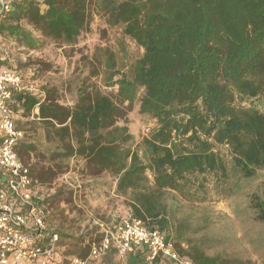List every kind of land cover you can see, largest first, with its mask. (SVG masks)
Wrapping results in <instances>:
<instances>
[{
  "label": "trees",
  "instance_id": "1",
  "mask_svg": "<svg viewBox=\"0 0 264 264\" xmlns=\"http://www.w3.org/2000/svg\"><path fill=\"white\" fill-rule=\"evenodd\" d=\"M94 16L122 29L143 54L127 68L110 46L87 59L94 61L92 77L102 70L108 86L117 87L114 95L81 86L70 106L54 89L14 91V115L39 118L53 146L40 151L23 139L20 160H38L29 167L41 183L66 173L71 159L82 160L88 177L114 180L115 192L150 231L169 239L175 231L178 251L192 264H253L210 256L185 239V221L174 219L169 197L187 192L194 177L223 171L218 146L228 148L244 178L264 170V112L253 104L264 99V0H18L0 17V37L28 51L74 48ZM136 102L156 122L140 141L127 123ZM249 208L264 223V182ZM148 256L142 246L119 260L113 249L101 264H171Z\"/></svg>",
  "mask_w": 264,
  "mask_h": 264
},
{
  "label": "rangeland",
  "instance_id": "2",
  "mask_svg": "<svg viewBox=\"0 0 264 264\" xmlns=\"http://www.w3.org/2000/svg\"><path fill=\"white\" fill-rule=\"evenodd\" d=\"M107 46L116 52L125 68L143 54V49L125 37L122 29L110 27L104 18L94 16L90 29L74 48L61 49L48 45L28 51L0 37V62L7 63L6 66L0 64V72L4 69L17 70L28 92L42 94L45 88L54 89L61 100L71 106L77 100L81 86L90 85L94 92L105 95L116 94L117 87L108 86L102 70L99 69L100 75L92 77L90 63L94 61L87 60L97 49ZM44 64L48 71L36 74L34 69ZM86 78L87 83L90 79L88 84H84ZM245 104L248 105V102ZM253 104L264 112L263 98L254 100ZM128 110L127 123L131 134L140 141L156 127V122L139 112L138 102ZM15 120L17 127L29 137L28 141H35L40 151L53 147L43 137L40 138L39 127H23L26 120L17 113ZM216 151L223 161V171L218 176L207 174L205 178L194 177V186L187 192L173 194L172 199L170 196L174 219L181 223L185 221V239L196 241L208 255L264 264V223L255 220L254 212L249 208L250 197L260 192L264 182V170L257 171L251 178H244L234 166L228 148L218 146ZM37 161L33 158L26 164L32 167ZM85 169L82 160L71 159L66 173L39 182L42 195H49L45 200L47 221L52 232L58 236V232L62 234L63 241L60 243L59 236L57 249L59 256L63 257L60 260L62 264L87 259L92 248L101 245L105 231H111L117 237L118 227L135 220L127 198L115 192L114 180L107 176L92 179ZM162 235L173 244L182 260L175 262L160 256L171 264H192L178 251L175 231L170 239L165 233ZM181 243L186 248V244ZM87 247H90L89 253ZM113 249L118 250L119 260L127 255L121 253L119 242L115 239L104 256L91 262L101 264ZM79 254H85V257H77Z\"/></svg>",
  "mask_w": 264,
  "mask_h": 264
},
{
  "label": "built area",
  "instance_id": "3",
  "mask_svg": "<svg viewBox=\"0 0 264 264\" xmlns=\"http://www.w3.org/2000/svg\"><path fill=\"white\" fill-rule=\"evenodd\" d=\"M18 0H0V17L9 13ZM22 77L4 69L0 72V264H54L59 236L47 221L46 198L30 167L18 155L17 147L24 132L16 125L10 107L14 91H25ZM119 235L105 231L100 246L92 248L87 259H75L73 264H93L104 256L116 239L122 254L145 246L150 260L165 256L181 262L173 244L158 231H150L135 219L118 227Z\"/></svg>",
  "mask_w": 264,
  "mask_h": 264
},
{
  "label": "crops",
  "instance_id": "4",
  "mask_svg": "<svg viewBox=\"0 0 264 264\" xmlns=\"http://www.w3.org/2000/svg\"><path fill=\"white\" fill-rule=\"evenodd\" d=\"M34 114L35 115L39 114V110L36 109L35 112H34ZM22 119L26 120V124L23 127H39L38 128V131H39V134H40L39 136H40V138L43 137V139H45V137L43 136L44 135V130L42 128V127H45V126L40 122L41 120L39 118H35L34 116H32L30 118H22ZM42 133H43V135H42ZM25 135H26V133H25ZM24 139L28 142L29 137H27V135H26ZM34 142L35 141H33V143ZM62 258L63 257L62 256H59V253H57L54 264H62L61 261H60Z\"/></svg>",
  "mask_w": 264,
  "mask_h": 264
}]
</instances>
